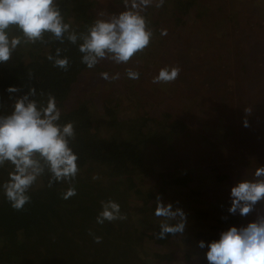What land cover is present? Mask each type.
I'll return each instance as SVG.
<instances>
[{
  "label": "trees",
  "instance_id": "trees-1",
  "mask_svg": "<svg viewBox=\"0 0 264 264\" xmlns=\"http://www.w3.org/2000/svg\"><path fill=\"white\" fill-rule=\"evenodd\" d=\"M97 3L99 0H57L65 22L77 32H84L101 11L119 14L124 9L122 6L121 11L118 10V0H107L108 8H99ZM169 3L170 0H165L163 8ZM173 8L171 19L162 20L160 15L156 18L158 26L149 22L154 36L160 33L159 43H163V47L172 34L170 28H174L168 24L174 21L185 26L190 15L199 18L208 12V4L203 7L202 0H173ZM226 18L222 16L223 20ZM192 25L196 27L197 23L192 22ZM162 29L167 30V35H161ZM11 34L23 39L22 33L15 29ZM57 48L66 50L62 51L61 57H68V71L53 67L47 59L49 54H56ZM136 58L137 55L130 63ZM81 59L78 45L71 44L66 38L61 43L46 33L45 42L22 43L8 62L0 63V115L10 114L15 100L32 87L37 90L38 100L46 102L47 93L54 95L62 113L60 123H74L76 138L70 146L78 154L80 174H85L81 183H75V179L70 185L80 190L67 200L61 195L66 192L64 182H55L49 188V175L41 176L39 187H32L29 192L31 202L21 211L14 210L0 190V264H171L182 244L196 238L208 240L210 244L218 241L222 232L236 226L238 217L242 216L239 210L233 214L229 211L231 203L208 202L203 197L204 190L222 188L229 178L215 168L174 170L159 174L152 185L149 181L147 187H140L137 181L145 176L140 170L144 158L141 145L146 137L141 139L140 131L133 134L134 128L130 125L131 133L123 139L117 133L125 122L131 124L133 121H122L119 120L121 117L118 119L112 115L110 121L102 122L115 129L116 134L109 138L99 135L100 125H93L90 104L76 92L82 78L92 70L81 63ZM9 87H16L19 91L9 93ZM41 91L45 93L44 97L39 96ZM112 100L119 105L118 100ZM170 129L163 135L159 131L160 134L155 136L169 140L174 131H183L184 124L173 122ZM93 167L103 169L101 176L106 178L101 183L88 174L94 171ZM10 170V165L0 169V185L8 179ZM158 195L165 206L171 203L173 210L179 208L185 213L186 227L182 234L169 233L164 239L157 238L163 222L155 215ZM109 199L120 204L127 219L105 221L100 225L96 223V217L102 211L100 202ZM167 222L178 223L179 217ZM89 230L102 237V242L95 243Z\"/></svg>",
  "mask_w": 264,
  "mask_h": 264
},
{
  "label": "rangeland",
  "instance_id": "rangeland-1",
  "mask_svg": "<svg viewBox=\"0 0 264 264\" xmlns=\"http://www.w3.org/2000/svg\"><path fill=\"white\" fill-rule=\"evenodd\" d=\"M106 1L99 0V8H108ZM118 1L121 11L123 4ZM207 4L205 17L203 13L199 18L190 15L185 26L174 21L168 24L175 29L170 28L172 34L164 47L159 43V33L153 36L145 53L127 65L101 61L82 78L76 92L90 104L93 125H100L99 135L109 138L116 134L102 122L110 121L112 115L133 121L125 122L117 133L123 139L131 133L130 125L133 134L140 131V138L146 137L141 145L144 158L140 168L145 176L137 181L141 188L147 187L149 181L152 185L159 174L212 167L229 178L222 188L204 190V199L232 204V187L243 180H256V168L264 166V0H202L203 7ZM172 10L173 0L164 8H148V24L156 25L160 15L161 19H171ZM222 16H227L226 20ZM192 22L197 26L193 27ZM165 66L181 69L176 81L152 83ZM129 67L140 73L139 80L126 77ZM103 72L110 76L119 72L120 79L104 80ZM173 122L184 124L183 131H174L169 140L155 136L159 131L162 135L170 131ZM93 169L88 173L90 177L98 175V182L104 181L103 169ZM80 173L75 183L85 179V174ZM39 185L38 178L32 187ZM69 187L64 182V191ZM260 217H264V199L248 215L239 216L235 227H246ZM200 241L202 238H196L182 244L171 264H209L208 240L204 248L198 246Z\"/></svg>",
  "mask_w": 264,
  "mask_h": 264
},
{
  "label": "clouds",
  "instance_id": "clouds-1",
  "mask_svg": "<svg viewBox=\"0 0 264 264\" xmlns=\"http://www.w3.org/2000/svg\"><path fill=\"white\" fill-rule=\"evenodd\" d=\"M165 0H122L125 8L119 14L112 13L108 18L101 11L98 18L86 27L84 32L72 29L65 22L57 0H0V63L8 62L13 52L22 44L45 42V34L61 43L65 38L73 45H78L82 54L81 63L88 69H93L101 61H109L116 65L129 64L131 59L145 51L154 36L149 27L145 13L154 6L163 7ZM15 29L22 33L12 35ZM161 35H167L162 29ZM61 48L56 54H49L47 59L53 67L68 71V57H61ZM181 69L175 66H165L152 79L154 84H169L178 78ZM125 75L132 80H139L140 73L132 68H126ZM31 77L32 74L29 73ZM104 80L111 82L120 79V73L110 76L108 72L101 73ZM9 93L19 91L9 87ZM38 93L35 87L24 96L15 100L14 110L8 115H0V169L11 166L8 179L0 185L6 200L16 211H21L31 202L29 192L38 178L48 174V187L55 182H67L72 185L76 179L78 154L70 146L76 138L74 123H60L61 110L56 98L47 93L46 102L36 99ZM40 97L45 93L41 91ZM31 97V98H30ZM246 112L251 110L245 109ZM245 126H248L245 120ZM256 180H243L231 189L232 206L229 211L233 214L239 210L240 215H248L257 204L264 199V166L257 167L254 173ZM93 180L100 177L94 175ZM67 200L77 195L74 186L62 193ZM102 211L96 217V223L103 225L105 221L114 222L127 219L121 212V206L114 200L101 201ZM155 215L162 218L158 239L166 235L182 234L186 227V215L182 209L173 210L157 196ZM179 222L170 224L167 221ZM95 243H101L102 237L96 236L91 230ZM200 248L205 242L200 241ZM206 258L209 264H264V217L249 223L246 227H231L221 233L218 241L207 245Z\"/></svg>",
  "mask_w": 264,
  "mask_h": 264
}]
</instances>
